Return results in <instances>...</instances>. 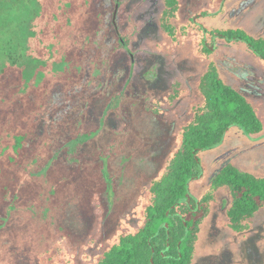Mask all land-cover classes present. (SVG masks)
I'll return each mask as SVG.
<instances>
[{
  "label": "rangeland",
  "instance_id": "obj_1",
  "mask_svg": "<svg viewBox=\"0 0 264 264\" xmlns=\"http://www.w3.org/2000/svg\"><path fill=\"white\" fill-rule=\"evenodd\" d=\"M56 1L43 3L54 10ZM111 1L100 0L90 11L91 35L97 33L98 40L68 43L69 59L40 74L36 108L26 121L30 127L25 128L22 104L4 94L0 145L14 143L11 136H20L14 130L18 127L28 139L24 135L18 142L22 159L0 150L5 154L0 177L7 169L13 179L5 181L18 190L6 191L8 200L0 204V264H40L57 252L66 253L73 264L95 259L174 147L192 102L201 100L199 81L210 64L264 119V61L244 40L220 36L242 30L264 37V0H181L176 23L188 34L176 40L159 30L162 0H128L117 18L120 32L129 35L125 49L112 24ZM191 21L198 23L195 30L208 47L204 57ZM5 47L3 36L0 53ZM40 50L39 40L31 41L28 53L39 58ZM17 64L8 56L1 59L0 80L19 71ZM176 82L188 94L170 104ZM117 92L124 100L106 112ZM94 131L80 150L68 151L80 132ZM110 145L115 147L109 158L102 153ZM9 154L16 159L13 167L8 166ZM199 158L206 178L193 185L196 195L230 162L264 175V136L247 137L233 126L222 143L201 151ZM230 202L228 189H221L192 264H264V208L256 214L253 230L239 236L222 224Z\"/></svg>",
  "mask_w": 264,
  "mask_h": 264
},
{
  "label": "trees",
  "instance_id": "obj_2",
  "mask_svg": "<svg viewBox=\"0 0 264 264\" xmlns=\"http://www.w3.org/2000/svg\"><path fill=\"white\" fill-rule=\"evenodd\" d=\"M99 1L57 0L53 10L46 7L43 0H0V38L4 36L6 41L0 60L8 56L14 64L18 63L19 70L4 81L0 80V104L5 100L6 93L14 102L21 103L19 111L23 113V122L27 125L25 128L30 127L26 121L36 108V82L41 78L40 74L69 59L70 50L67 47L70 43L81 40L92 45L98 40L97 33L91 35L94 26L89 15ZM127 2L120 0L118 15L125 12ZM180 2L162 0L158 27L171 40L179 37L186 39L188 34V29L176 23ZM111 3L114 13L117 0ZM39 18L44 20L41 22ZM191 24L194 27L193 34L200 37V55L204 57L208 47L203 34L195 30L197 22L191 21ZM113 27L120 47L125 49L129 45V35L118 34L114 24ZM208 34L214 35L215 32ZM89 35L92 37L88 38ZM220 36L229 40H244L249 49L264 61V37L253 38L242 30L225 32ZM36 39L41 46L39 58L35 52L28 53L31 41ZM19 57L24 62H18ZM1 70H5V67ZM198 91L201 100L192 102L189 119L178 131L174 147L163 165L151 178L131 213L123 216L118 229L106 238L101 253L88 264H192L201 240L202 226L212 213L221 189H228L231 195L226 210L227 219L222 224L239 236L253 230L255 216L264 208V175L244 171L230 162L199 195H196L193 185L206 178L205 167L199 158L201 151L213 149L222 143L233 126L239 127L247 137H263L264 119L259 109L230 86L213 64L201 77ZM187 94L188 90L182 89L181 83L176 82L167 102L172 104ZM123 100V93H115L110 98L106 112L118 108ZM14 130L20 136L16 139L17 135L15 138L12 135V144L2 141L0 150L4 153L12 151L22 159L18 142L23 139L25 130L20 127ZM93 134L95 131L80 132L68 143V151L80 150ZM24 139H28V135ZM114 147L110 145L102 155L110 158ZM4 155H0V160ZM8 156V166L13 167L12 162L16 159L10 154ZM6 170L7 174L3 175L2 172L0 177V204L8 200L6 191H18L5 181L13 179ZM199 175L201 177L195 179ZM166 223L169 224V232ZM40 264L73 263L66 253L57 252Z\"/></svg>",
  "mask_w": 264,
  "mask_h": 264
},
{
  "label": "water",
  "instance_id": "obj_3",
  "mask_svg": "<svg viewBox=\"0 0 264 264\" xmlns=\"http://www.w3.org/2000/svg\"><path fill=\"white\" fill-rule=\"evenodd\" d=\"M119 9H120V0H117V3L115 5V9H114V13H113V24H114L115 29H116L118 34H120V30H119L118 23H117V17H118ZM200 177H201V175L195 177V179H198ZM175 206L176 205H174L172 208H174ZM170 210L168 211V215H169ZM166 228H167V230L169 232V224L168 223H166ZM152 262H153V258H152Z\"/></svg>",
  "mask_w": 264,
  "mask_h": 264
}]
</instances>
